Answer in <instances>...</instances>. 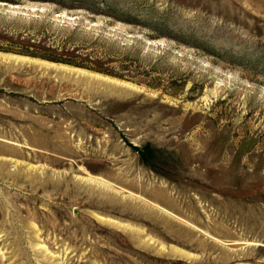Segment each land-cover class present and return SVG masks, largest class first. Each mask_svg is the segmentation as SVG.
I'll list each match as a JSON object with an SVG mask.
<instances>
[{
    "label": "rangeland",
    "instance_id": "obj_1",
    "mask_svg": "<svg viewBox=\"0 0 264 264\" xmlns=\"http://www.w3.org/2000/svg\"><path fill=\"white\" fill-rule=\"evenodd\" d=\"M0 264H264V0H0Z\"/></svg>",
    "mask_w": 264,
    "mask_h": 264
},
{
    "label": "trees",
    "instance_id": "obj_2",
    "mask_svg": "<svg viewBox=\"0 0 264 264\" xmlns=\"http://www.w3.org/2000/svg\"><path fill=\"white\" fill-rule=\"evenodd\" d=\"M92 3H96L95 1H90ZM15 52V51H14ZM19 54L22 55H28V56H33V57H39V58H43L55 63H64V64H68L71 66H76L79 68H86L89 70H93L96 72H104L103 70L99 69L98 67L94 66L93 64L90 65V63H84L82 61H79V59H74V58H69V59H64L63 57L59 56L58 54L54 53V52H46V53H34V52H30V51H19Z\"/></svg>",
    "mask_w": 264,
    "mask_h": 264
}]
</instances>
